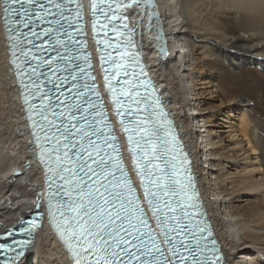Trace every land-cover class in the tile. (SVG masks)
<instances>
[{
	"label": "snow or ice",
	"instance_id": "1",
	"mask_svg": "<svg viewBox=\"0 0 264 264\" xmlns=\"http://www.w3.org/2000/svg\"><path fill=\"white\" fill-rule=\"evenodd\" d=\"M74 3L76 0H0L13 56L19 51L31 69L25 73L18 65L19 75L28 76V83L21 80L27 90L24 102L38 117L33 127L39 130L34 135L40 159L52 173L50 187L55 185L56 203L49 202V215H55V207L61 236L66 237L75 264H220L215 248L208 247L206 229L194 223L197 213L190 195L191 183H186L181 167L185 161L178 164L174 142L161 135L167 123L164 114L149 111L147 96L139 90L146 82L138 79L135 68L128 69L135 54L125 41L114 42L109 35H123L115 25L122 18V14L117 15L121 4L127 0H99L92 7L104 17L99 25L105 37L101 60L109 65L105 79L115 97L117 114L134 117L124 131L158 232L149 224L148 213L140 206L120 166L114 138L104 131V112L89 99L94 89L87 82L80 83L87 70L76 65L78 74L69 72L62 77L59 66H51L58 61L71 63V56L57 53L41 60L33 52V47L50 43L44 38L53 33L57 35L56 44L68 50V42L59 37L73 39L69 31L73 27L72 12L76 11L77 21L80 15L78 4L76 9L70 7ZM45 24L48 26L42 28L41 36L37 25ZM34 38L41 40L40 46L34 45ZM40 63L49 67V74L37 72ZM45 75L47 79L40 80ZM139 75H143L142 70ZM47 83L56 90L55 98L44 91ZM5 251L0 243V253ZM8 251L13 258L23 254L21 246H9ZM4 264H11V259L6 257Z\"/></svg>",
	"mask_w": 264,
	"mask_h": 264
},
{
	"label": "bare ground",
	"instance_id": "2",
	"mask_svg": "<svg viewBox=\"0 0 264 264\" xmlns=\"http://www.w3.org/2000/svg\"><path fill=\"white\" fill-rule=\"evenodd\" d=\"M154 5L162 24L164 57L157 54L156 24L154 18L147 24V9L141 14L140 4L131 2L128 19L189 149L219 250L227 264H264V198H245L248 185L254 191L264 187V0H154ZM200 83L221 101L242 106L238 120L224 117L230 134L238 136L234 143L240 154L227 150L214 121L205 115L212 108L205 107ZM238 166L244 168L236 171ZM41 175L0 14V233L32 208L30 199L41 188ZM18 264L73 263L53 234L41 229Z\"/></svg>",
	"mask_w": 264,
	"mask_h": 264
},
{
	"label": "rangeland",
	"instance_id": "3",
	"mask_svg": "<svg viewBox=\"0 0 264 264\" xmlns=\"http://www.w3.org/2000/svg\"><path fill=\"white\" fill-rule=\"evenodd\" d=\"M204 78L205 77L202 78L203 81L205 80ZM206 82H208V80ZM198 88L200 89L199 92L203 93L202 98L204 99L205 107L212 108V109L206 110L204 113H206L205 115H208V116L210 115L211 120L214 121V124L216 125L214 130L217 132L219 139L222 140V142L225 144V146L229 152H233L232 155H235L236 153L240 154L241 152H238L239 151L238 145H236L234 143L235 141H237L238 136L234 135V134H230V132H229L230 130L228 128L229 124H227V122H229V121H226V119L224 117L236 115L235 117L232 116L231 119H229V120L231 122L238 120V118L241 114L242 106H239L233 102L228 104V103H225V101H223V100L221 101V98L220 99L217 98L216 94H214V93L210 94V92L208 91L209 89H208L207 84L204 85L203 83L202 84L200 83ZM226 105L228 106V109H225ZM235 106H236V109H235ZM238 109H240L239 112L237 111ZM228 112H230V113H228ZM243 112L245 113V111H243ZM245 147L246 146H244V150L247 149V147L246 148ZM241 163H245V162L242 161ZM243 168H244V166H238V170H236V171H240ZM248 169H250V168H248ZM254 175H255V173L254 174L252 173L250 176H254ZM247 187H248V189H246V192L248 193V195H246L245 198H249L255 202H258L262 198H264V187L263 188L261 187V189H259V191L253 190V189H256V187H251L249 185ZM251 194H253L255 196H250ZM31 199H32V197H31Z\"/></svg>",
	"mask_w": 264,
	"mask_h": 264
},
{
	"label": "water",
	"instance_id": "4",
	"mask_svg": "<svg viewBox=\"0 0 264 264\" xmlns=\"http://www.w3.org/2000/svg\"><path fill=\"white\" fill-rule=\"evenodd\" d=\"M140 12L141 14L143 13V11H146V16H145V20L148 23L153 21V18L155 20V24H156V32L154 34L155 38H156V49H157V54L159 57H164L166 54V48H165V41L163 38V30H162V24L160 22V20L158 19V14H157V10L156 7L154 5V0H141L140 3ZM19 173L15 172V175L17 176Z\"/></svg>",
	"mask_w": 264,
	"mask_h": 264
}]
</instances>
